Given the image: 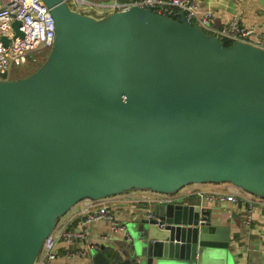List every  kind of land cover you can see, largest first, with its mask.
Segmentation results:
<instances>
[{
  "label": "water",
  "instance_id": "water-1",
  "mask_svg": "<svg viewBox=\"0 0 264 264\" xmlns=\"http://www.w3.org/2000/svg\"><path fill=\"white\" fill-rule=\"evenodd\" d=\"M43 2L56 23L48 58L27 77L0 75V264H34L84 200L206 183L264 198V48L228 46L184 11L134 5L99 19ZM152 207L88 264H234L231 227L209 211Z\"/></svg>",
  "mask_w": 264,
  "mask_h": 264
},
{
  "label": "crops",
  "instance_id": "crops-1",
  "mask_svg": "<svg viewBox=\"0 0 264 264\" xmlns=\"http://www.w3.org/2000/svg\"><path fill=\"white\" fill-rule=\"evenodd\" d=\"M111 1L108 0V3ZM179 12L176 11V15ZM208 12L213 14V19L206 31L212 35H216L222 26L237 18L240 24L254 28V33L249 38L251 43L264 39V0H200V13ZM108 14L110 13H106ZM223 191L234 192L237 188L230 183L191 184L180 193L185 194L182 203L199 205L202 210L210 212V217L205 218L206 220L215 223L221 221L223 225L231 227L230 247L225 253L234 264H264L262 200L243 190L235 204H222L208 199L209 194ZM144 195H148V191L133 190L97 201L84 200L76 204L58 221L57 225L66 229L86 227L88 229L86 238L73 245L60 241L57 246V258L51 264H88L89 247L94 245L121 247L124 233L112 234L106 221L86 224V216L97 209L105 208L112 212L121 224L127 225L130 221H139L148 216L153 209V205L144 201ZM249 211L252 214V221L250 226H246L245 218ZM83 251H86V254H83ZM105 251L108 254L114 253L108 247Z\"/></svg>",
  "mask_w": 264,
  "mask_h": 264
},
{
  "label": "built area",
  "instance_id": "built-area-1",
  "mask_svg": "<svg viewBox=\"0 0 264 264\" xmlns=\"http://www.w3.org/2000/svg\"><path fill=\"white\" fill-rule=\"evenodd\" d=\"M68 5L73 1L76 6L91 4L87 0H66ZM108 5L110 11L127 10L134 5L150 7L154 12L165 15H176V11H184L186 20L191 24H198L205 30L210 27L213 14L208 12L200 13V0H112ZM70 6V5H69ZM110 12V13H112ZM21 22L20 31L24 37L17 36L13 23ZM254 28L244 26L237 18H233L228 24L222 26L215 36L225 43L236 41L249 42L253 35ZM8 37L9 45L5 46L2 39ZM56 41V23L50 8L43 0H0V75L7 74L8 80H15L13 76L17 70L29 68L44 60L47 53L53 48ZM253 45L264 48V39L258 40ZM4 79V80H7ZM0 80H2L0 78ZM237 188L234 192H213L208 199L224 204H235L238 201L242 189ZM185 194H162L148 191L143 199L147 203L167 204L182 203ZM264 204V198H260ZM97 221L109 223L112 234L127 233L125 224H121L117 217L105 208L97 209L94 213L86 216L85 223L91 224ZM252 214L249 211L245 218V225L250 226ZM88 229L85 227L66 229L58 225L47 237L34 264H51L57 258V246L60 241L69 245L83 241L86 238ZM98 248L97 245L89 247ZM86 254V251L82 252ZM79 252V254H82Z\"/></svg>",
  "mask_w": 264,
  "mask_h": 264
},
{
  "label": "rangeland",
  "instance_id": "rangeland-1",
  "mask_svg": "<svg viewBox=\"0 0 264 264\" xmlns=\"http://www.w3.org/2000/svg\"><path fill=\"white\" fill-rule=\"evenodd\" d=\"M87 1H89L91 4H86V5L78 7L74 4L73 1H70L69 5H70L71 9H73L77 12H80V13H83L86 15H90V16H93V17H96L99 19L105 17L104 15H106V13L112 12V11H110V9L108 7L101 6V5H108V4H106V3H108L107 2L108 0H87ZM49 54H50V51L45 56L44 60L40 61L37 65H35L33 67H29V69L22 71V72H19L20 69L17 70L16 74L13 76V79H15V80L21 79V78L27 77V76L31 75L32 73H34L37 69H39L43 65L45 60L48 58Z\"/></svg>",
  "mask_w": 264,
  "mask_h": 264
},
{
  "label": "trees",
  "instance_id": "trees-1",
  "mask_svg": "<svg viewBox=\"0 0 264 264\" xmlns=\"http://www.w3.org/2000/svg\"><path fill=\"white\" fill-rule=\"evenodd\" d=\"M107 2H108V1H107ZM173 17H174V18H178L176 15H173ZM207 32H208V31H207ZM208 33H209V32H208ZM209 34H211V33H209ZM231 44H232L231 42H227V43H226V45H228V46L231 45ZM27 69H29V68L20 69L19 72L25 71V70H27Z\"/></svg>",
  "mask_w": 264,
  "mask_h": 264
}]
</instances>
